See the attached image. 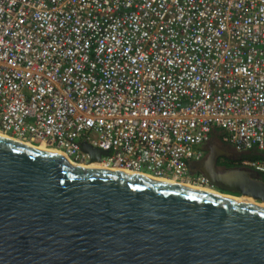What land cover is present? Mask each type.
<instances>
[{
  "label": "built area",
  "instance_id": "obj_1",
  "mask_svg": "<svg viewBox=\"0 0 264 264\" xmlns=\"http://www.w3.org/2000/svg\"><path fill=\"white\" fill-rule=\"evenodd\" d=\"M216 129L264 152V0H0V132L214 189Z\"/></svg>",
  "mask_w": 264,
  "mask_h": 264
},
{
  "label": "water",
  "instance_id": "obj_2",
  "mask_svg": "<svg viewBox=\"0 0 264 264\" xmlns=\"http://www.w3.org/2000/svg\"><path fill=\"white\" fill-rule=\"evenodd\" d=\"M28 144L0 134V264H264L263 205ZM219 153L191 172L264 203L262 175L221 171Z\"/></svg>",
  "mask_w": 264,
  "mask_h": 264
},
{
  "label": "bare ground",
  "instance_id": "obj_3",
  "mask_svg": "<svg viewBox=\"0 0 264 264\" xmlns=\"http://www.w3.org/2000/svg\"><path fill=\"white\" fill-rule=\"evenodd\" d=\"M0 134L2 135H6L4 134L3 132H0ZM8 136V135H6ZM28 145H32L33 143H30V142H26ZM42 144V143H40ZM36 145V144H34ZM38 148H41V149H45V150H55V151H59L61 152L62 154H65L62 150L58 149V148H55V147H49V146H46L44 143L42 145H36ZM66 155V154H65ZM67 156V155H66ZM68 160H70L73 164H75L76 162H74L72 159H70L68 156H67ZM83 166L85 167H90V168H106V169H111V170H115V168H108V167H104L103 165H101L100 162L98 161H89L85 164H82ZM118 170V169H117ZM120 170V169H119ZM124 171H127V170H124ZM127 172H130V171H127ZM137 174H140V175H143V176H149V177H153L149 174H146V173H137ZM166 180V179H164ZM169 182L171 183H175V184H181V185H185V186H190V187H194V188H198V189H201V190H207L209 192H214V193H218V194H222L220 192H218L217 190L215 189H212L211 187H206V186H201V185H196V184H190V183H187V182H182V181H177V180H168ZM225 195V194H224ZM225 196H228V195H225ZM240 196H243V198H239V197H231V198H234V199H237V200H240V201H243V202H249V203H254V204H260V205H263L264 206V203H260L258 201H256L252 196H248V195H240Z\"/></svg>",
  "mask_w": 264,
  "mask_h": 264
},
{
  "label": "crops",
  "instance_id": "obj_4",
  "mask_svg": "<svg viewBox=\"0 0 264 264\" xmlns=\"http://www.w3.org/2000/svg\"><path fill=\"white\" fill-rule=\"evenodd\" d=\"M222 136H223V130H218V129H216V130H214V132H213V135H212V138H211V140L209 141V142H206V143H204V144H202L201 145V147L203 148V150H204V159H207L211 154H213V153H216V152H221L222 151V142H223V140H222ZM222 141V142H221ZM223 143H225V142H223ZM231 146V145H230ZM225 147H228V149H230V150H232V149H234V148H231V147H229V144H226L225 143ZM233 151V150H232ZM252 151H255L256 153H259L258 152V150H252ZM221 153H219V155H218V159L220 158V157H225V156H223V155H220ZM234 156H238L235 152H233L232 153ZM231 154V156L233 157V158H235L233 155ZM226 158V157H225ZM228 159H232L231 157L230 158H228ZM218 161V160H217Z\"/></svg>",
  "mask_w": 264,
  "mask_h": 264
},
{
  "label": "flooded vegetation",
  "instance_id": "obj_5",
  "mask_svg": "<svg viewBox=\"0 0 264 264\" xmlns=\"http://www.w3.org/2000/svg\"><path fill=\"white\" fill-rule=\"evenodd\" d=\"M218 165H219V168H220L221 171H226V170H230V169H237L239 167H242L240 159H228V158H225V157H220L218 159ZM215 187L218 190H220L221 192L228 193L229 195L230 194L231 195H238V196L241 195V193L229 191V190L223 189L221 187H218L216 185H215Z\"/></svg>",
  "mask_w": 264,
  "mask_h": 264
},
{
  "label": "rangeland",
  "instance_id": "obj_6",
  "mask_svg": "<svg viewBox=\"0 0 264 264\" xmlns=\"http://www.w3.org/2000/svg\"><path fill=\"white\" fill-rule=\"evenodd\" d=\"M218 130H220V129H218ZM222 142V141H221ZM37 145V144H36ZM38 145H42V144H38ZM222 145L223 146H225V143H223L222 142ZM229 147H231L230 145H229ZM231 148H233V147H231ZM233 150V152H235L239 157H240V160L242 161V160H246V158L245 157H247L248 155H252V154H255L256 152L255 151H252V150H245V151H237V150H235V149H232ZM254 150H257V149H254ZM258 152H261V151H259L258 150ZM253 159V158H252ZM242 166L244 167V165L242 164ZM263 177V176H262ZM215 190H217L218 192H220V193H222V194H225V195H228V196H231V197H239V198H243V196H238V195H229L228 193H224V192H221L220 190H218L217 188H214Z\"/></svg>",
  "mask_w": 264,
  "mask_h": 264
},
{
  "label": "trees",
  "instance_id": "obj_7",
  "mask_svg": "<svg viewBox=\"0 0 264 264\" xmlns=\"http://www.w3.org/2000/svg\"><path fill=\"white\" fill-rule=\"evenodd\" d=\"M246 159H260V160H264V152H259V153H255V154H252V155H248L247 157H245ZM263 176V179H264V175Z\"/></svg>",
  "mask_w": 264,
  "mask_h": 264
}]
</instances>
